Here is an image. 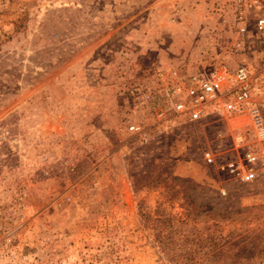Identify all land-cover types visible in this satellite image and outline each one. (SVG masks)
Instances as JSON below:
<instances>
[{
	"label": "rangeland",
	"instance_id": "rangeland-1",
	"mask_svg": "<svg viewBox=\"0 0 264 264\" xmlns=\"http://www.w3.org/2000/svg\"><path fill=\"white\" fill-rule=\"evenodd\" d=\"M230 3L0 0V264H264V167L221 169L247 113L155 116L175 72L242 59Z\"/></svg>",
	"mask_w": 264,
	"mask_h": 264
},
{
	"label": "built area",
	"instance_id": "built-area-1",
	"mask_svg": "<svg viewBox=\"0 0 264 264\" xmlns=\"http://www.w3.org/2000/svg\"><path fill=\"white\" fill-rule=\"evenodd\" d=\"M231 15L236 32V50L242 59L234 65H219L183 73L168 86L164 100L155 107L158 122L171 117L198 121L210 115V108L226 114L246 112L254 128L258 147L247 151L240 161H229L221 166L223 171L235 175L244 182L257 176L264 167V117L259 106L251 105L254 80L264 81V0H230ZM253 61L257 63L254 69ZM130 130L141 132L139 124H131ZM238 142L243 141L238 136ZM208 163L214 161L210 151L205 152Z\"/></svg>",
	"mask_w": 264,
	"mask_h": 264
}]
</instances>
